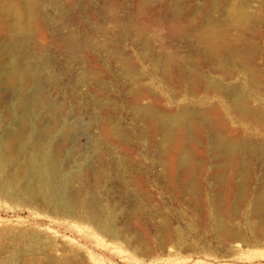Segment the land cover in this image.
Returning <instances> with one entry per match:
<instances>
[{
	"label": "rangeland",
	"instance_id": "374dc122",
	"mask_svg": "<svg viewBox=\"0 0 264 264\" xmlns=\"http://www.w3.org/2000/svg\"><path fill=\"white\" fill-rule=\"evenodd\" d=\"M60 1L68 5V21L62 24ZM203 1L184 0L178 8L175 0H42L30 26L22 22L19 35L30 46L41 48L59 78L57 88L49 89L47 105L57 100L78 106L81 114L75 118L79 126L75 128L80 133L74 138V152L66 140L55 157L52 144L58 132L34 147V132L28 130L21 143L23 154L14 149L15 161L0 170V264H25L32 259L42 264L46 257H52L53 264H264V245L251 241L250 229L257 222L247 217L248 208L239 209L236 219L227 212L221 217L241 233L239 248L246 257L250 255L247 259L233 250V243L218 244L207 172L198 175V210L174 181L170 167H160L155 158L160 137L150 140L145 124L129 107L130 88L139 91L141 105L157 103L171 111L182 104L201 109L216 105L230 128L256 145L264 144V127L237 119L215 93L192 98L186 83L168 84L162 65L154 62V52L175 53L186 63L195 60L197 73L236 88L250 106L264 111V0H220L217 9L209 6L201 12L198 6ZM6 7L22 9L21 0H0V50L13 33ZM229 15L236 20L228 22ZM211 30L223 43H237L235 48L251 51L254 84H247L233 66L227 69L228 80L213 73L205 54L187 43L188 37ZM67 33L81 39L79 47L70 51L62 44L60 35ZM124 62L129 67L125 73ZM29 91L28 86L25 92ZM2 98L7 101L0 102V152L5 133L15 128L11 113L4 111L12 94L3 92ZM93 101L104 107L105 125L99 123L101 112ZM94 145L105 155V179L96 165L90 172L85 167L82 154L91 155ZM50 161L53 180L46 167ZM84 171L88 182L81 199L76 206L66 207L65 188L69 183L77 187ZM252 178L264 184V168L258 166ZM221 195L227 198L223 187ZM93 201L96 205L90 206ZM164 222L172 230L169 235L162 234Z\"/></svg>",
	"mask_w": 264,
	"mask_h": 264
},
{
	"label": "bare ground",
	"instance_id": "6f19581e",
	"mask_svg": "<svg viewBox=\"0 0 264 264\" xmlns=\"http://www.w3.org/2000/svg\"><path fill=\"white\" fill-rule=\"evenodd\" d=\"M182 1L184 0H175V6L181 7ZM41 2L42 0H21L22 9L6 7L9 27L13 33L9 35L0 50V102L3 103L7 99L6 97L5 100L2 98L3 92L12 94L8 106L4 105V111L11 113L15 120V128L7 130L2 138L0 170L8 161H15L14 149H20L19 153L23 154L21 143L25 132L28 130L34 132V147L36 143L42 141L51 132H58V138L52 144L55 157L62 151L66 140L69 141L74 152L76 147L74 138L80 133L75 128L78 126L75 124V118L81 114V109L78 106L67 105L64 101L59 102L57 100L53 105H47L49 89L57 88L59 78L50 70L49 60L41 55V48L36 44L30 46L24 42L18 33L22 22H26L30 26L32 16ZM220 3V0H204L198 9L201 12L206 11L209 6L217 9ZM57 6L62 24L68 21L66 14L68 5L60 1ZM232 19L233 15H229L228 22L236 20L235 18V20ZM60 40L70 51L79 47L81 43V39L74 38L70 33L61 34ZM187 43L205 54L207 66L213 73L228 80L230 74L227 69L229 66H233L238 68L246 77L247 84H254L251 77L253 75H250L252 71L249 61L252 57L251 51H246L242 47L235 48L237 43H223L215 30H211L207 34L190 36ZM152 56L157 65H162V75L168 84L171 81L177 85L186 83V92L192 98L197 97L199 93H215L228 104L230 112L237 119L252 126L258 123L264 127V111H258L250 106L245 97L236 91V88H229L222 81H214L197 73L194 70L197 63L195 60L186 63L182 56H177L171 52H154ZM121 66L123 71H128L129 67L126 62L122 63ZM28 86L30 91L26 93L25 90ZM129 94L133 101L129 107L136 112L137 119L145 124V135L150 140L156 136L160 137L155 153V158L159 161L160 167L164 169L170 167L174 181L177 182L195 207L200 205L198 175L207 172L218 244L233 243V250L239 252L241 256H245L246 252H241L239 248L240 243L243 242L241 233L234 230L233 227L227 226L221 217L227 212L231 218L236 219L239 209L247 207V217L255 219V223L257 222L255 227L250 229L251 241L254 245H264V229L261 228L264 223V184L256 183L252 178L253 172L258 166L264 168V144L256 145L247 136L242 135L234 128H230L216 105H209L201 109L182 104L177 110L171 111L157 103L141 105L139 102L140 94L137 89L130 88ZM75 97L76 93L73 92L71 98L74 99ZM93 104V107H98L101 112L99 123L102 125L108 123V119L104 115V107L95 101ZM85 109H89V106H85ZM105 134L104 136H106ZM87 139L92 141L89 137ZM93 147L91 155L88 152L82 154L85 155L87 161L85 167L90 172L96 165L99 168L98 175L105 179L107 167L105 155H102L95 145ZM242 154L245 155V158L241 156ZM54 156H52L53 159ZM21 166L19 164V167ZM46 167H48L50 180H53L52 161ZM87 171H84V175L82 173L78 176L77 187L70 183L66 186L63 203L66 207L76 206L81 199L82 190L88 182L84 177H87ZM226 174L230 177L226 178ZM98 175H95L93 181H97ZM221 186L226 189L227 198L222 197ZM104 193L106 199L109 200L110 191L106 189ZM95 205L94 201L90 203V206ZM199 207L198 210H200ZM196 209L195 212L198 211ZM94 214L93 211L90 216L94 217ZM166 223L161 231L162 234L169 235L172 230L169 231V224ZM160 245L162 246V242ZM249 257L250 255L245 256L247 259ZM53 262L52 257H46L42 264H53ZM25 264H38V261L32 259Z\"/></svg>",
	"mask_w": 264,
	"mask_h": 264
}]
</instances>
